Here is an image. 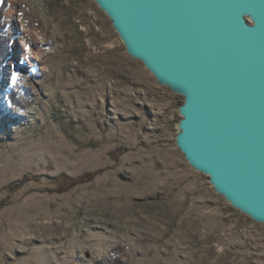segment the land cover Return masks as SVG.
Segmentation results:
<instances>
[{"label":"rangeland","instance_id":"obj_1","mask_svg":"<svg viewBox=\"0 0 264 264\" xmlns=\"http://www.w3.org/2000/svg\"><path fill=\"white\" fill-rule=\"evenodd\" d=\"M12 3L0 0V264H264V223L176 145L184 96L97 2L25 0L14 16Z\"/></svg>","mask_w":264,"mask_h":264},{"label":"water","instance_id":"obj_2","mask_svg":"<svg viewBox=\"0 0 264 264\" xmlns=\"http://www.w3.org/2000/svg\"><path fill=\"white\" fill-rule=\"evenodd\" d=\"M127 52L184 96L176 145L264 223V0H95Z\"/></svg>","mask_w":264,"mask_h":264},{"label":"bare ground","instance_id":"obj_3","mask_svg":"<svg viewBox=\"0 0 264 264\" xmlns=\"http://www.w3.org/2000/svg\"><path fill=\"white\" fill-rule=\"evenodd\" d=\"M21 1H25V0H13V3H12V7H11V9H10V14L12 15V16H14V14H15V8H16V6L21 2ZM28 30H31V29H28ZM32 61H35V60H32ZM31 62V61H30ZM25 70H23L22 71V74H21V77H24L25 76ZM29 73H30V71H29Z\"/></svg>","mask_w":264,"mask_h":264},{"label":"trees","instance_id":"obj_4","mask_svg":"<svg viewBox=\"0 0 264 264\" xmlns=\"http://www.w3.org/2000/svg\"><path fill=\"white\" fill-rule=\"evenodd\" d=\"M0 28L2 29L3 28V24L1 23V20H0ZM4 46L1 44L0 45V56H1V53H2V48H3ZM1 62V61H0Z\"/></svg>","mask_w":264,"mask_h":264},{"label":"snow or ice","instance_id":"obj_5","mask_svg":"<svg viewBox=\"0 0 264 264\" xmlns=\"http://www.w3.org/2000/svg\"><path fill=\"white\" fill-rule=\"evenodd\" d=\"M12 79H13V81H15L16 77H15V76H13V77H12Z\"/></svg>","mask_w":264,"mask_h":264}]
</instances>
